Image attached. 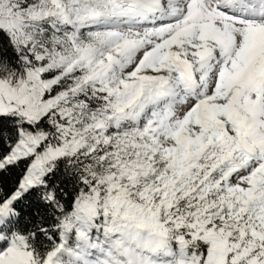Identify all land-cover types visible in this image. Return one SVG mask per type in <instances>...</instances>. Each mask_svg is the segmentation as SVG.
<instances>
[{
  "label": "snow or ice",
  "instance_id": "6c2138e0",
  "mask_svg": "<svg viewBox=\"0 0 264 264\" xmlns=\"http://www.w3.org/2000/svg\"><path fill=\"white\" fill-rule=\"evenodd\" d=\"M0 264H264V0H0Z\"/></svg>",
  "mask_w": 264,
  "mask_h": 264
}]
</instances>
